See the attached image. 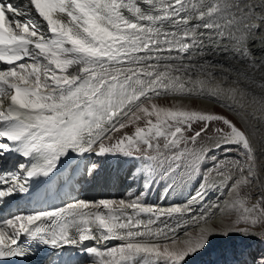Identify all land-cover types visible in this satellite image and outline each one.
<instances>
[{
  "label": "snow or ice",
  "instance_id": "snow-or-ice-1",
  "mask_svg": "<svg viewBox=\"0 0 264 264\" xmlns=\"http://www.w3.org/2000/svg\"><path fill=\"white\" fill-rule=\"evenodd\" d=\"M144 3L147 8L137 0H26L23 6L0 0V156L14 152L34 161L20 163L8 179L0 175V201L27 193L28 180L50 177L72 154L142 153L163 175L190 179L202 174L209 158L211 150L201 144L207 138L226 152L238 150L234 158L211 156L212 167L203 175L201 188L226 193L223 204L193 215L191 203L154 210L139 198L74 199L11 214L0 219V260L23 257L37 244L86 250L98 258L95 264H186L215 232L210 221L218 212L235 215L225 235L264 228V192L254 199L250 191L264 187L259 129L250 132L225 115L184 103L251 96L250 103L264 110V95L257 99L242 82L247 72L234 69L235 79L225 74L213 84L214 72L184 63L203 51L207 36L218 47L228 41L231 47L224 50L234 59L264 72L250 47L255 36L264 46V0ZM260 87L264 91V83ZM161 98L174 103L160 104ZM129 126L134 132L122 131ZM202 196L197 192L192 202ZM140 214L150 215L145 221ZM86 241L120 243L85 249ZM255 264H264V255Z\"/></svg>",
  "mask_w": 264,
  "mask_h": 264
},
{
  "label": "bare ground",
  "instance_id": "bare-ground-1",
  "mask_svg": "<svg viewBox=\"0 0 264 264\" xmlns=\"http://www.w3.org/2000/svg\"><path fill=\"white\" fill-rule=\"evenodd\" d=\"M17 2H18L17 4L20 6L24 5V3L19 0H17ZM137 2L142 8L148 7V5L144 3V0H137ZM215 45L207 44V46L205 45L206 47H204L202 52L194 51L191 55V59L189 60L186 58L184 60V63L195 65L197 69H199L200 67H204L207 68L209 71L225 72L226 75L232 77L233 79L237 77V72L233 71L234 69L239 70L240 73L247 72L248 73L247 78L241 76L242 82L250 86L252 90L254 89V91L262 90L260 87V81L261 83L264 82V72H252L249 66L242 64L238 59H234L231 52L225 51L220 47H215ZM250 45H251L250 47L253 49L256 48L258 50L260 48L264 50V46H259L256 44V42L253 43L251 41ZM228 47L230 48V45ZM172 55L175 56L176 53L173 52ZM252 58L255 59L256 57H252ZM173 62L176 63L177 65L180 64L179 60ZM224 75L225 74L220 73L219 75L217 74L215 76L220 78ZM262 92L264 94V91ZM195 100H198L201 103V105L204 106L206 105L212 106L213 104H217L234 113L244 124V127L247 128L250 132L256 129L254 126L255 124L254 119H251L248 116V114L254 112L249 111L248 110L249 105L244 101L242 102V100L239 101L236 99L235 101H233L230 99H224L223 97L219 99L207 97L204 99H195ZM261 125H262L261 128H264L263 126L264 124L262 123ZM212 142L210 144H212ZM258 146L260 147V143H258ZM260 150L261 148L259 149V152ZM6 154L7 153H4L3 156H5ZM86 154L87 153L81 155L72 154L68 157L62 158L57 169L50 177H36L30 179L27 182L29 194L22 193L23 195L21 200L14 202L12 198H5L3 201H0V219L6 218L11 214L29 213L36 209H51L56 206H61L74 199H80V198L87 201H99L101 199L119 201L116 200L115 196H117L119 192H122L119 189L122 183L120 181L119 183H117L118 180L114 182L113 180L109 181L104 179L103 174L105 173V169H106L105 165L99 170L97 176H94V178L91 181L86 177L84 172L74 169L76 161L82 160V158H84ZM3 156L2 157L0 156V164L3 163L4 160ZM83 167H85V165H83ZM119 171L120 168L117 170V173ZM86 180H89V183L91 184L87 185ZM208 183L209 185H211V179L208 181ZM36 185H38L39 188L34 190L33 187ZM81 185L84 186L86 185L87 190L84 192L78 191L79 189H81ZM8 186H13V184ZM122 186L125 185L122 184ZM100 188L107 189V192L106 191L105 193L99 192L98 190ZM125 190L126 188L124 189V191ZM197 192H203V196L201 199L197 200L196 202H192V197H194ZM79 193H81V196L78 195ZM225 198H226V193L212 186H209L206 189H202L200 186L197 190H193L190 179H186L184 182L178 184L177 188H174L173 190L169 191L166 194V196L158 198L155 201L153 200L149 203L147 202L146 204L143 205L148 207H153L154 210L156 209L167 210L171 207H183L191 203L192 214L195 215L198 214L203 208L208 207L209 205H213L217 203L223 204ZM128 211L131 210L129 209ZM140 215L141 218L146 221L150 214H140ZM161 219L164 220L165 218L161 217ZM224 223H225L224 214H221L219 212L210 221V224L215 228L214 233H216L220 225ZM158 224L160 227H163V224H160L159 222ZM114 242H119V241H107L106 243L110 244ZM20 243L21 245H25L26 238H21ZM104 244L105 243H102L101 245H97L95 241H86L84 244V248L88 245L89 246L93 245V247L97 246L102 248V245ZM36 249L38 251V260L36 264H70V263L79 264L81 262H84L85 257L87 260L92 256V255L90 256L89 255L90 253H88L86 250L81 251L79 248L69 247V246H64L62 248H52L50 246L37 245Z\"/></svg>",
  "mask_w": 264,
  "mask_h": 264
},
{
  "label": "rangeland",
  "instance_id": "rangeland-1",
  "mask_svg": "<svg viewBox=\"0 0 264 264\" xmlns=\"http://www.w3.org/2000/svg\"><path fill=\"white\" fill-rule=\"evenodd\" d=\"M201 31L204 30L201 29ZM204 39L206 46L207 44L215 45L208 41L207 36H205ZM259 39H260L259 36H255L252 38V42L253 43L256 42L257 45L262 46L258 42ZM205 45L204 47H206ZM225 45L228 46L230 45L231 47V44L228 41H225V44L220 45L219 47L221 49H224ZM215 47L218 46L215 45ZM254 49L251 48L253 57H256L255 60L264 63V55H263L264 50L260 48L258 50L256 48ZM212 72L215 73L216 71H212ZM220 73L226 74L225 72H220V71H217L215 74L219 75ZM222 79L223 76L220 78L215 76V78L213 79V84L219 82ZM261 84L262 83L260 81V85ZM252 91L253 93L256 94L257 99H259L262 95H264L262 90L254 91L253 89ZM237 100L240 101L241 99L237 97ZM250 100H251V96H249V98H247L246 100L245 99L242 100V102L244 101L245 103H247L249 107H251V108L248 107V110L254 112L255 116L259 118L256 120L254 119L255 128L256 129L258 128L260 130L256 132V140H259L261 136L264 137L263 135L264 128H261L262 127L261 124L262 123L264 124V111L260 110L261 107L260 105L251 104ZM157 102L165 105H170L174 103V101L171 98L169 99L161 98ZM184 103L189 107L202 108L210 112L225 115L229 119H231L234 123H236L238 127L245 128L244 124L234 113L217 104H213L212 106L209 105L204 106L201 105V103L195 99L192 101H185ZM140 123L142 124V122ZM122 131L131 134L132 132H134V129L131 126H129L128 128ZM105 142L107 143V141ZM211 142L212 144H210ZM201 144L205 147L206 150L210 149L211 152L209 158L203 161L202 163V168H201L202 174L199 176L193 175L190 178L193 190H197L201 186V183L204 182L203 175L206 174V170L212 167L213 161L211 159V156H215L219 160H223L225 156L234 158L238 155V150L235 148V146L232 147V151L226 152L224 148H217L215 146L216 142L214 139L209 140L205 138L203 141H201ZM256 147H257V155L260 161L264 163V155H261V150L259 152V149L261 147L258 146V143L256 144ZM83 165H85V167H83ZM93 165H95V168L92 167ZM104 165L106 168L105 173L103 174L104 179L109 181L113 180L114 182L118 180L117 183H119L120 181L122 184L125 185L122 186L121 184L119 189L122 192H119L117 196H115L116 200L123 199L127 202H131L132 200L139 198L142 204H146L147 202L149 203L153 200L155 201L158 198L166 196V194L169 191L173 190L174 188H177L178 184L186 180V179L182 180L179 177L163 175L159 168L153 167L150 164V162H148L146 159L143 158L142 153H134L132 156H127L121 153L97 155L95 152H90L87 153L84 156V158H82V160L76 161L74 169H79L81 172H84L86 177L91 181L94 178V176H97V173L102 167H104ZM119 168L120 171L117 173V170ZM89 180H86L87 185L91 184L89 183ZM83 186L84 185H81L82 190L83 189L84 190L83 191L81 190L80 192H84L87 190L86 185L84 187ZM125 188L126 190L124 191ZM98 191L105 193V191L107 192V189L100 188ZM250 191L253 193V197L255 199L256 197L259 196L261 192H264V187H260L259 185H257L254 188L250 189ZM78 195L81 196V193H79ZM254 199L252 202H254ZM224 219H225V223L220 225L218 231H216V233L208 237V241L205 248L188 257L186 264H255V261L262 255H264V228L256 227L251 230L254 234H250V235H245L235 231L230 232V234L228 235H225L224 232L228 230L232 225V221L235 219V215L225 213ZM241 227H243V225H241ZM119 243L120 242H114L110 244L105 243L104 245H102V248H104V246L105 247L117 246ZM87 247H93V245L90 246L88 245L85 248ZM89 255L92 256L87 260L85 257L84 262H81L79 264H95V261L98 258H96L93 254H89Z\"/></svg>",
  "mask_w": 264,
  "mask_h": 264
},
{
  "label": "clouds",
  "instance_id": "clouds-1",
  "mask_svg": "<svg viewBox=\"0 0 264 264\" xmlns=\"http://www.w3.org/2000/svg\"><path fill=\"white\" fill-rule=\"evenodd\" d=\"M16 2H17V0H15ZM11 2H13L14 3V0H11Z\"/></svg>",
  "mask_w": 264,
  "mask_h": 264
}]
</instances>
